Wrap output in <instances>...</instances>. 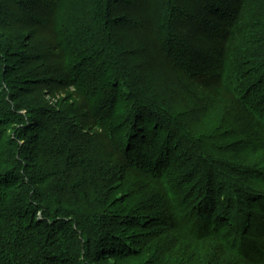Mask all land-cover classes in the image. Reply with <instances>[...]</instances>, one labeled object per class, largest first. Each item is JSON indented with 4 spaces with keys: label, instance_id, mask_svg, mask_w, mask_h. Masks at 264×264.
<instances>
[{
    "label": "trees",
    "instance_id": "obj_1",
    "mask_svg": "<svg viewBox=\"0 0 264 264\" xmlns=\"http://www.w3.org/2000/svg\"><path fill=\"white\" fill-rule=\"evenodd\" d=\"M0 264H264V0H0Z\"/></svg>",
    "mask_w": 264,
    "mask_h": 264
}]
</instances>
